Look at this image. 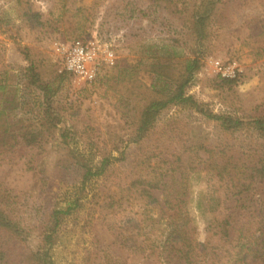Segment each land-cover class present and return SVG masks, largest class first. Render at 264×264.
I'll return each mask as SVG.
<instances>
[{"label":"trees","instance_id":"obj_1","mask_svg":"<svg viewBox=\"0 0 264 264\" xmlns=\"http://www.w3.org/2000/svg\"><path fill=\"white\" fill-rule=\"evenodd\" d=\"M261 1L260 11L244 20L243 42L257 59L264 58ZM244 3L95 0L85 21L73 19L80 31L95 27L102 38H116L122 45L141 49L135 58L119 65L115 78L122 92L114 89V106L119 120L130 125L126 141L136 152L130 163H124L127 151L103 154L106 142H98L89 119L82 121L80 129L68 125L64 91L71 73L44 70L49 64L47 53L22 47L27 65L18 81V114L0 126V171L23 160L28 176L35 175L40 160L55 145L60 154L55 161L59 179L49 182L36 175V182L29 185L28 179L21 186L10 174L0 173V264H128L113 247L157 264H264V196L258 195L264 183V89L257 90V101L238 99L235 106L216 112L209 103L194 101L193 111L213 123L214 148L227 157L221 191L224 203L214 213L201 184L207 160L204 144L189 140L196 136L192 126L196 117L171 113L192 98L189 89L203 65L204 45L214 36V27L220 29L228 20L232 23L226 16L231 6ZM7 5L19 6V16L28 25L9 17ZM33 5L34 0H0V30L12 40L27 37L37 25L50 24L60 34L83 35L61 28L59 15L41 21ZM151 38L162 42L148 43ZM241 76L239 71L233 76L218 74L215 85L232 90ZM5 87L0 79V90ZM134 102L144 108L131 122L128 113ZM116 140L125 141L123 135ZM92 181L96 182L92 196L96 216L91 237L72 249L70 257L59 258L63 233L83 206V194ZM63 185L71 191L63 192ZM143 201L156 207L162 227L142 214ZM98 225L112 236L110 244H102ZM130 263L143 264L141 260Z\"/></svg>","mask_w":264,"mask_h":264},{"label":"rangeland","instance_id":"obj_2","mask_svg":"<svg viewBox=\"0 0 264 264\" xmlns=\"http://www.w3.org/2000/svg\"><path fill=\"white\" fill-rule=\"evenodd\" d=\"M94 1L50 0L49 2H43L41 0H34L33 11L40 12L41 21L52 14L53 17H58L59 15L61 22L58 25L61 28H66V31L76 34L79 32L85 35L92 29L80 31L77 29L75 23L77 21L80 23L85 21L84 17L86 15L89 16L93 11L95 6ZM261 2V0H246V3L241 6H231L226 16L232 18V23L229 20L228 22L224 21V26L220 29L215 26L214 36L210 42L204 45L203 65L189 89L192 98L184 105L171 109V113H188L196 117L192 125L196 129V136L194 137L193 135L189 140L190 142H201L204 144L207 160L205 161L201 184L205 189V199L209 210L213 213L224 203L221 191L225 183L223 171L227 163V157L214 148L215 130L213 129V123L205 120L197 112L193 111L194 101L209 103L214 112L226 109L229 105L235 106L238 99L248 103H251L255 98V101H257V90L264 89V58H254L243 40L247 35V27L244 20L260 11ZM47 3L53 6L51 7ZM82 7L84 8V16L80 17L81 15L78 13H81ZM4 9L7 15L14 21L19 22L21 25H28L27 20L19 16L22 12L19 6L7 5ZM50 10H52V13ZM67 18H69L70 22H66ZM73 19L76 20L75 23L72 22ZM53 27V24L37 25L32 33L19 40L10 39L6 33L0 30V79H4L6 83V87L0 90V126L4 120H9V117L18 114V109L16 108L20 98V85L18 81L23 67L27 65V59L23 54L22 47L41 48L49 55L48 50L44 48V41L52 33H58L53 30ZM26 28L30 29L28 26ZM43 31L44 33H42ZM155 42L159 43L162 41L154 38L148 41V43ZM140 50L139 47H132L129 44L121 45L116 63L113 66L100 68L103 70L99 69L90 82H84L71 74L72 76L65 83L64 103L68 105V109L66 110L68 125L80 129L83 127L82 121L89 119V125L92 126V129L96 130L98 142H106L102 145L103 154L109 155L110 153H115L117 155L119 152L127 151L128 156L124 163L132 162L136 152L126 141L127 135L125 134V130L127 133L130 125L125 122V119L119 120L120 115L114 106L116 100V91L114 89L116 88L118 92H122V86L117 83L115 78L119 65L128 59L135 58ZM45 69L50 71L49 64L45 65ZM237 71L242 73V80L235 85L234 89H224L215 85V79L218 74H230L233 76ZM108 79L109 83L107 82ZM143 108V104L134 102L132 109L128 113V120L133 122L135 119H138L143 112ZM189 111L192 112L190 113ZM89 132L92 133V131ZM118 135H123L125 141L116 140ZM114 146H117L116 150H114ZM79 147L82 148L83 144L80 143ZM46 153L40 160L41 165L39 164L40 166L37 168L35 175L28 176L30 173L25 172L23 160H18L11 167H5L0 173L10 174V179H15L21 186H24L22 184L27 182L28 179H30L29 185L34 181L36 182V175L45 176L49 182H58L59 178L55 175L57 173L55 161L60 157L59 149L54 145ZM55 185L53 183L50 185L52 191L55 190ZM33 188L35 189V187ZM62 191L69 192L71 188L63 185ZM95 191L96 182L92 181L87 187L86 194H83V197L85 195L83 206L69 219L67 230L63 233L64 244L59 248V252H57L59 258L64 259L67 255L70 257L72 249H78L84 244L83 241L85 239L87 240L91 237L92 224L96 216V214L93 215L92 213V196ZM258 195L264 196V183L260 187ZM226 203L228 204V202ZM139 209L145 217H153L156 225L162 227L163 224L159 221L156 207L150 201H143ZM182 220L184 222L187 221L185 213H183ZM97 230L102 244H110L112 236L108 230L102 228L101 225H98ZM31 240L33 244L37 243L35 235ZM112 250L122 256L123 259L127 258L128 264H131L130 262L135 263L138 260H141L143 264H157L150 259H141L139 256L128 255L121 248L113 247Z\"/></svg>","mask_w":264,"mask_h":264},{"label":"built area","instance_id":"obj_3","mask_svg":"<svg viewBox=\"0 0 264 264\" xmlns=\"http://www.w3.org/2000/svg\"><path fill=\"white\" fill-rule=\"evenodd\" d=\"M121 45L116 38L100 37L96 28L81 37L52 33L44 41L50 71L54 74L71 73L84 82H90L101 67L113 66Z\"/></svg>","mask_w":264,"mask_h":264}]
</instances>
